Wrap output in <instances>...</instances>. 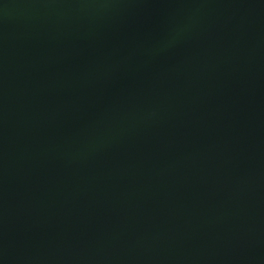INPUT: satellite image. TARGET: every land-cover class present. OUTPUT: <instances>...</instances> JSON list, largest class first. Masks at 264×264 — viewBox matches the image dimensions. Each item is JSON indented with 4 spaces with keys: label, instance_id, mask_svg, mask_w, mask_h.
I'll return each instance as SVG.
<instances>
[{
    "label": "water",
    "instance_id": "95a60500",
    "mask_svg": "<svg viewBox=\"0 0 264 264\" xmlns=\"http://www.w3.org/2000/svg\"><path fill=\"white\" fill-rule=\"evenodd\" d=\"M0 264H264V0H0Z\"/></svg>",
    "mask_w": 264,
    "mask_h": 264
}]
</instances>
